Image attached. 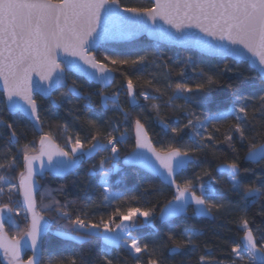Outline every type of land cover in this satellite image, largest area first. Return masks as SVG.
Returning a JSON list of instances; mask_svg holds the SVG:
<instances>
[{
  "label": "snow or ice",
  "instance_id": "snow-or-ice-1",
  "mask_svg": "<svg viewBox=\"0 0 264 264\" xmlns=\"http://www.w3.org/2000/svg\"><path fill=\"white\" fill-rule=\"evenodd\" d=\"M141 29L150 31L157 40L184 43L220 57L223 64L217 65L216 71L194 68L199 80L189 83L185 69L193 59L191 56L179 71L169 68L165 72L167 65L149 60L156 56L155 52L142 49L122 55L103 47L107 41L132 37ZM150 63L160 71L149 73ZM240 64L248 65V75L239 70ZM174 71L177 79L173 81ZM116 72L121 74L123 82L116 91L109 92ZM69 73L76 77L71 83H68ZM229 73L235 77L231 82L225 79ZM81 78L100 87L95 92H84L78 82ZM257 79L264 84V0H151L147 7H121L120 0H0V113L5 109L19 113L41 132L38 143L23 144L15 153L13 147H7V162L0 163V173L16 172L15 183L0 174V252L6 264H91L83 246L96 241L101 245L97 264H116L110 254L119 248L127 250L131 264H170L164 250L179 254L195 245L199 232L185 231L181 239L166 233L171 243H149L133 232L142 226L141 222L185 215L189 206L198 216L239 213L240 238L230 245L229 264H264V229L254 227L247 218L249 208L264 198V90L259 94L240 91L245 80ZM142 85L159 96L146 91L137 95L136 89ZM221 88L230 90L231 94L225 93L213 111L209 107L214 102L213 93ZM121 91L127 95L128 109L121 107ZM57 92L59 95L54 96ZM94 95L99 96L105 108L123 114V121L107 122L111 131L102 134L98 122L88 120L86 123L92 128L89 135H67L63 145L57 143L50 131H43L38 96L47 97L57 107L71 103V97H80L87 101L84 107L90 108ZM165 96L164 106L184 113L186 122L172 127L161 119L171 138L157 148L137 113V118L131 121L135 147L125 157V163H139L154 173L164 188L174 190L171 198L161 199L159 187L152 191L144 188L142 193L134 195L114 194L109 177L119 171V145L126 142L129 131L127 127L120 131L119 124L129 123L132 110L141 98L159 116L161 105L156 101ZM192 103L207 112L198 114L191 108ZM225 125L223 140H218L216 133ZM63 127L67 131L68 126ZM0 129L7 130L0 135H6L9 145H19L16 121L0 118ZM185 130L191 133L190 142L180 143ZM237 141L247 148L243 160L257 165L259 172L241 167ZM219 144H226L234 153L233 159L217 165V170L227 175L229 191L238 197L235 203L216 199L220 193L215 185L221 181L207 168L191 177L177 179L201 155L207 151L214 153ZM100 152L109 155L92 163L84 180L99 175L103 201L99 205L85 204L84 209L110 208L106 217L102 215L96 220L89 211L75 210L77 201L62 203L53 197L49 203H43L45 193L38 192V176L42 177L45 171L58 176L75 174L81 162ZM243 174L255 179L245 183ZM90 187L86 183L80 200L87 198ZM5 193L7 202L3 201ZM152 195L156 196L154 201L139 203L143 197ZM123 201L138 203L123 205ZM70 208L73 210L69 211ZM259 214L264 215V210ZM21 216L23 227L16 220ZM6 224L16 228V236L8 235ZM54 224L69 230L66 233L57 230L55 234L65 241L77 242L80 251L45 258L50 243L48 233ZM27 252L31 254L25 258ZM198 264L223 262L208 254L201 255Z\"/></svg>",
  "mask_w": 264,
  "mask_h": 264
},
{
  "label": "trees",
  "instance_id": "trees-1",
  "mask_svg": "<svg viewBox=\"0 0 264 264\" xmlns=\"http://www.w3.org/2000/svg\"><path fill=\"white\" fill-rule=\"evenodd\" d=\"M122 7H137V6H150V0H120ZM109 50H116L119 54L127 55L134 53L135 51L147 49L149 51L155 52V57H149V60H155V64L167 65L168 67L164 71H168L169 68H175L179 71L180 68L184 67V61L187 57L191 56L193 59L189 62L186 71V79L189 83H195L199 80V77L194 68H205L208 70L211 68L216 71L217 65H222L223 60L221 58H209L203 56L193 50H181L177 48L167 47L154 42H150L146 39H141L130 44H111L103 46ZM103 50V49H102ZM155 64H149L147 70L149 73L159 72L160 69L155 67ZM239 70L243 71L245 75L249 74V67L247 64H240ZM116 80L114 85L108 89L109 92L116 91L117 86L123 82V77L119 72H116ZM151 79V76H148ZM72 79L76 77L72 74L68 75V82L71 83ZM175 71L172 73V80H176ZM225 79L231 82L235 77L229 73L226 74ZM83 85L82 91L84 92H95L100 86L97 83H88L84 79L78 81ZM264 90V84L257 80H245L241 85L240 91L242 93L249 94H259ZM63 91V89H61ZM137 95L140 91H146L150 95L159 96L153 89L148 88L146 85L138 86ZM227 93L230 96V90L226 88H221L217 92L213 93L214 102L211 107L213 111L216 110V102ZM59 95L55 93L54 96ZM40 104L41 119L43 121L44 132H51L53 137L56 139L57 143L63 145L64 137L67 135H75L79 133L81 136H87L92 131L90 125L86 123L88 120H96L100 127V132L106 133L111 131L108 128V123L110 120L115 124L124 120L123 114L118 110H110L104 107L98 95L92 97V104L90 108L84 107L87 103L86 100L80 97H71V103L65 102L60 107H57L56 103H52L49 99H43L42 97H37ZM120 104L123 109H128V98L123 91L120 95ZM167 97H160L156 103L161 105V110L159 116L156 111L151 108L149 102L144 101L142 98L138 100V106L132 110V116L130 117L129 123L119 124V130L124 131L125 127L129 129L127 132V140L125 143L119 145L120 154L118 167L119 171H114L110 177L109 181L112 185V192L117 195H134L143 192L144 188H148L152 191L154 187H159L162 189L163 199L167 196L171 198V193L174 191L170 188H164L160 184L159 179L151 176L137 168L128 167L123 163L124 158L129 152L135 147V140L133 136V130L131 127V121L137 118V113L142 117V122L145 123L146 128L149 131L154 146L160 148L167 144L171 138V133L163 127L161 119L170 124L172 127H177L186 122L185 114L182 112L174 111L171 107H165L164 102ZM226 102V101H225ZM176 103H182V101H177ZM191 108L198 114L201 112H207L206 109H202L196 103L191 104ZM0 118L7 120L9 122L16 121V130L19 137V145L12 144L9 145L7 142L6 135H0V163H6L5 159L7 147H13V153H15L16 148L23 144H27L30 141L38 143L39 133L33 128V125L26 120L22 115H11L5 109L0 113ZM203 118V116H201ZM64 125H67V131L64 129ZM226 125L222 126L219 133H216L218 140H223V133L226 130ZM259 127V125H257ZM6 129H0V133H6ZM191 133L185 130L182 133V139L180 143L190 142ZM259 142V141H258ZM236 148L239 150L240 163L242 168L256 169L259 172V167L255 164L245 162L243 156L247 151L246 146H242L238 141L236 143ZM34 154V153H30ZM109 155L107 152H100L96 154L93 158L81 162L80 166L76 169L75 174H70L69 176L59 179L46 175L40 178V190L39 192L45 193L43 198V203H49V201L54 197L60 200L62 203L65 201H77L73 206L75 210L79 211L84 209L85 204H92L93 202L99 205L103 201V194L100 191L99 175H95L90 178L89 181L84 180L85 172L90 167L92 163H96L103 156ZM234 157V153L228 148L226 144H219L216 146V151H207L205 155H201L198 160L194 162L192 167L186 170L181 176H178V181L182 180L184 177H191L193 173H201L202 169H209L213 177L220 180L221 183L215 185L218 189L220 195L216 197L218 200L224 202L232 201L237 202L238 197L229 191L230 185L228 184V178L225 175H220L217 172V165L230 162ZM19 163L22 167L23 159L22 156L19 158ZM18 171V170H17ZM7 176L14 183L16 182V172L11 173H0ZM205 180L208 178L205 177ZM243 179L245 183L252 182L255 178L250 174H243ZM86 183L90 184L91 187L87 191V198L85 200H80L79 198L84 195L83 189H85ZM47 190V191H46ZM50 191V195L48 192ZM156 199L155 195L145 196L139 203H146L147 201H154ZM3 201L7 202V194H4ZM39 201V195H38ZM128 203H138L123 201L122 204L126 205ZM112 207H115L113 205ZM73 208L68 209L69 211ZM89 211L92 216L99 219L100 216H107L111 211L110 208L95 207L90 209H84ZM264 210V198L253 204L247 213V218L253 222L254 227H259L264 229V215L259 213ZM239 218V213H221L213 215L212 219H201L195 215L192 208L189 209L188 216L186 218H180L172 221H164L161 219H152L150 223L141 222L142 226L136 228L133 235L146 239L149 243H160L168 242L166 233L174 234L178 239L182 238V234L185 231L192 232L197 231L200 233L198 240L195 245L189 246L183 249L179 254H170L168 250H164V256L169 260L170 264H198L199 257L201 255L210 254L216 261H221L223 264H229L231 258L230 245L237 242L240 238V234L237 232V221ZM17 223L23 227V217L16 218ZM59 230L61 233H66L69 230L62 225H53L52 231L48 233V240L50 241L47 246V251L45 252V258L49 256H58L61 252L70 255L74 251H80L81 246L75 241H65L62 236H58L55 233ZM7 232L11 237L17 235V230L14 227L7 225ZM207 246V247H206ZM86 253L87 259L91 264H97L100 255L101 245L99 241L93 242L92 244H86L83 246ZM30 255L26 253V256ZM111 257L114 259L116 264H131L128 261V254L125 248L113 249L111 252ZM0 264H6L4 258L0 256Z\"/></svg>",
  "mask_w": 264,
  "mask_h": 264
},
{
  "label": "water",
  "instance_id": "water-1",
  "mask_svg": "<svg viewBox=\"0 0 264 264\" xmlns=\"http://www.w3.org/2000/svg\"><path fill=\"white\" fill-rule=\"evenodd\" d=\"M151 1V0H150ZM120 6H121V4H120ZM122 7V6H121ZM158 24H162V22L161 21H158L157 22ZM148 24H149V26H151V21H149L148 22ZM164 27H168L167 25H164ZM141 39H146V40H148V41H150V42H154V43H156V44H160V45H163V46H167V47H172V48H177V49H181V50H193V51H195V52H197V53H199V54H201V55H203V56H206V57H209V58H220V57H213V56H210V55H208L206 52H204V51H202L201 49H198V48H194V47H190V46H188V45H186V44H184V43H180V42H174V41H168V40H157V39H155L154 37H153V35L150 33V31H148V30H146V29H141L140 31H138L134 36H132V37H129V38H122V39H114V40H110V41H107V42H105L104 43V45H111V44H130V43H134V42H136V41H139V40H141ZM103 45V46H104ZM61 55H63V54H61ZM69 74H71V73H69ZM68 74V75H69ZM113 77H114V83H115V80H116V74L115 73H113ZM82 79H84L86 82H88V83H95V82H89L86 78H82ZM69 83V82H68ZM114 83H113V85H114ZM99 85V84H98ZM112 85V86H113ZM111 86V87H112ZM110 87V88H111ZM109 89V88H108ZM0 90H2V85H0ZM55 94V93H54ZM53 94V95H54ZM40 97H42L43 99H48L47 97H44V96H40ZM9 113V112H8ZM9 114H11V115H18L19 113H16V114H12V113H9ZM21 115V114H20ZM26 120H28L32 125H33V122L29 119V118H27V117H24ZM36 131L39 133V134H41V132L38 130V129H36ZM44 131V130H43ZM133 136H134V140H135V133H134V130H133ZM149 138L151 139V137H150V135H149ZM152 141V140H151ZM154 144V143H153ZM36 153H34V154H32V155H35ZM123 163L126 165V166H128V167H133V168H137V169H139V170H141V171H143V172H145V173H147V174H149V175H151V176H154V177H156L155 176V174L154 173H152L150 170H148V169H146V168H144V167H142L139 163H125V158H124V160H123ZM35 164H36V167H37V169H39V161H36L35 162ZM253 164V163H252ZM80 166V165H79ZM78 166V167H79ZM77 167V168H78ZM217 172H218V174H220V175H225V176H227L226 174H224V173H221L220 171H218L217 170ZM71 173H69V174H65V175H63V176H58V175H55V174H49L47 171H45L44 172V175L42 176V177H44V176H46V175H50V176H52V177H55V178H59V179H63V178H65V177H67V176H69ZM42 177H40V176H38L37 177V179L38 180H40V178H42ZM157 178V177H156ZM158 179V178H157ZM39 190H40V182H39V184H38V192H39ZM190 208H192L191 206H189L188 208H187V211H186V214L185 215H181V216H176V217H173V218H171V219H169V220H164V221H172V220H176V219H180V218H186L187 216H188V212H189V209ZM198 216V215H197ZM199 218H201V219H212V217L213 216H198ZM9 226V225H8ZM6 231H7V224H6ZM9 235V234H8ZM10 236V235H9ZM11 237V236H10ZM27 253H29V254H31L30 252H27ZM0 256L2 257V258H4L3 257V253L2 252H0ZM25 258H26V255H25Z\"/></svg>",
  "mask_w": 264,
  "mask_h": 264
}]
</instances>
